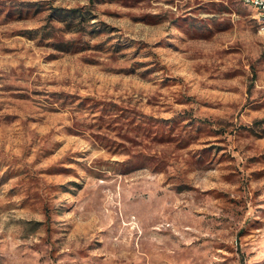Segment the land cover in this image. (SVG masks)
<instances>
[{"label": "rangeland", "instance_id": "374dc122", "mask_svg": "<svg viewBox=\"0 0 264 264\" xmlns=\"http://www.w3.org/2000/svg\"><path fill=\"white\" fill-rule=\"evenodd\" d=\"M0 264H264L253 7L0 0Z\"/></svg>", "mask_w": 264, "mask_h": 264}, {"label": "built area", "instance_id": "2783aa9c", "mask_svg": "<svg viewBox=\"0 0 264 264\" xmlns=\"http://www.w3.org/2000/svg\"><path fill=\"white\" fill-rule=\"evenodd\" d=\"M241 1L253 7L256 10L258 32L263 38V48H264V0H241Z\"/></svg>", "mask_w": 264, "mask_h": 264}]
</instances>
